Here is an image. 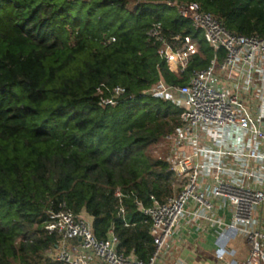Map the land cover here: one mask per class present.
I'll return each mask as SVG.
<instances>
[{
    "label": "trees",
    "instance_id": "obj_1",
    "mask_svg": "<svg viewBox=\"0 0 264 264\" xmlns=\"http://www.w3.org/2000/svg\"><path fill=\"white\" fill-rule=\"evenodd\" d=\"M168 1L199 2L230 31L264 36V0H0V264H60L48 252L60 237L46 225L63 204L87 213L99 239L113 228L121 251L152 255L138 202L177 190L167 157L150 148L182 126L183 109L145 91L160 79L187 83L214 56ZM155 22L167 38L197 42L184 73L170 71L148 37ZM114 86L125 92L103 105Z\"/></svg>",
    "mask_w": 264,
    "mask_h": 264
},
{
    "label": "built area",
    "instance_id": "obj_2",
    "mask_svg": "<svg viewBox=\"0 0 264 264\" xmlns=\"http://www.w3.org/2000/svg\"><path fill=\"white\" fill-rule=\"evenodd\" d=\"M167 4L176 6L183 18L189 19L195 28L203 32L206 41L214 49V56L208 67L194 70L187 83L171 84L160 79L145 91L154 98L171 100L183 109L182 126L169 133L164 140L169 149L167 160L176 175L177 190L164 202L155 201L150 206L138 202L151 224L154 251L146 260L134 253L121 251L120 240L113 228L106 238L99 239L94 234L92 219L87 213L77 215L63 204L62 209L49 210V222L46 225L50 233L60 237L54 251H48L60 264H162V250L172 238L187 206L195 203L200 209L212 211L214 199L217 198L226 199L233 207V217L226 224L227 229L244 231L249 243L248 256L233 264L264 263V231L252 227L256 207L264 203V188L225 179L220 165L217 166L213 182L201 186L199 149L192 153L182 152L183 146L199 140V128L205 125H237L264 143L262 114L255 113L241 95L243 77L246 78L247 89L253 87L256 75L264 79V36L241 35L230 31L223 20L203 10L196 1L180 4L168 1ZM147 35L160 44L159 54L173 73H184L198 53V44L189 35L167 38L162 22L153 23ZM220 50L225 52L222 60L219 59ZM236 67L239 74L236 89L229 92L220 87L218 73H226ZM103 92L99 88V93ZM124 92V87L114 86L111 96L102 97L101 103L114 104ZM262 160L264 163V153ZM245 175L250 177L253 173L247 169ZM114 194L121 203L120 210L124 212L122 190L117 188ZM219 258L224 260V253Z\"/></svg>",
    "mask_w": 264,
    "mask_h": 264
},
{
    "label": "crops",
    "instance_id": "obj_3",
    "mask_svg": "<svg viewBox=\"0 0 264 264\" xmlns=\"http://www.w3.org/2000/svg\"><path fill=\"white\" fill-rule=\"evenodd\" d=\"M238 75L237 67L218 73L220 87L235 91ZM246 84L243 77L241 95L255 113L262 114L264 122V79L256 75L253 87L247 89ZM199 134V140L183 146L182 152L192 153L199 149L201 186L213 182L220 165L225 179L264 188L263 141L232 124L201 126ZM247 169L253 173L252 176L245 175ZM232 217L233 207L223 198L214 199L212 211L200 209L195 203L189 204L168 245L162 250L161 263L233 264L244 260L248 256L249 243L244 231L227 229L226 224ZM252 227L264 231V203L256 207ZM221 253L225 255L224 260L219 258Z\"/></svg>",
    "mask_w": 264,
    "mask_h": 264
},
{
    "label": "rangeland",
    "instance_id": "obj_4",
    "mask_svg": "<svg viewBox=\"0 0 264 264\" xmlns=\"http://www.w3.org/2000/svg\"><path fill=\"white\" fill-rule=\"evenodd\" d=\"M167 152H168V146L164 140L152 145L150 148V153H152L157 157L166 158L168 155Z\"/></svg>",
    "mask_w": 264,
    "mask_h": 264
}]
</instances>
